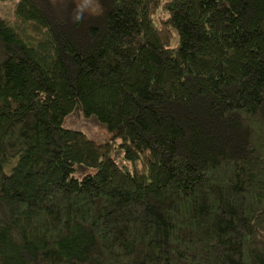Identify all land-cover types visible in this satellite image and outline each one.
<instances>
[{
	"label": "trees",
	"instance_id": "1",
	"mask_svg": "<svg viewBox=\"0 0 264 264\" xmlns=\"http://www.w3.org/2000/svg\"><path fill=\"white\" fill-rule=\"evenodd\" d=\"M7 1L0 264H264V0Z\"/></svg>",
	"mask_w": 264,
	"mask_h": 264
},
{
	"label": "rangeland",
	"instance_id": "2",
	"mask_svg": "<svg viewBox=\"0 0 264 264\" xmlns=\"http://www.w3.org/2000/svg\"><path fill=\"white\" fill-rule=\"evenodd\" d=\"M56 1L59 4H63L67 0ZM165 1L167 0H161V4H163ZM15 5L16 2L13 1L0 2V16L9 20H13ZM176 43L177 39L174 40L172 46H175ZM64 127L71 130L84 132L91 141L97 144L110 143L113 140V135L107 130L106 126L100 123L96 117L86 118L80 106L76 108L75 111L65 119ZM113 157L116 159L117 163L120 166H126L121 152H116Z\"/></svg>",
	"mask_w": 264,
	"mask_h": 264
},
{
	"label": "clouds",
	"instance_id": "3",
	"mask_svg": "<svg viewBox=\"0 0 264 264\" xmlns=\"http://www.w3.org/2000/svg\"><path fill=\"white\" fill-rule=\"evenodd\" d=\"M80 19H81V17H80V16H77V17H76V20H77V21H79Z\"/></svg>",
	"mask_w": 264,
	"mask_h": 264
}]
</instances>
